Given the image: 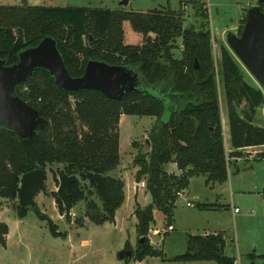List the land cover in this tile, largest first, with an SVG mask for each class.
I'll list each match as a JSON object with an SVG mask.
<instances>
[{
  "label": "trees",
  "instance_id": "trees-1",
  "mask_svg": "<svg viewBox=\"0 0 264 264\" xmlns=\"http://www.w3.org/2000/svg\"><path fill=\"white\" fill-rule=\"evenodd\" d=\"M259 5L264 12V0ZM195 7L196 17L205 21L197 28H184L181 9L136 12L0 5V58L6 65L16 63L21 50L50 36L56 40L71 77L81 76L89 60L125 66L137 75L135 91L111 99L99 90L60 89L47 70L36 69L16 94L45 123L27 139L0 126V196L16 198L22 174L60 165L53 175L58 185L53 198L59 213L69 218L70 210L84 201V215L90 222H113L125 199L123 179L110 174L120 162V116L155 117L147 139L149 152L139 151L134 157L139 167L135 179L145 181L151 202L145 206L136 203L139 239L133 257L136 261L148 256L162 258V251L147 238L154 222L153 209L160 210L169 224L175 200L192 176L203 174L207 182H224L227 155L264 144V126L253 123L256 109L264 103L263 90L246 81L225 45L214 58L207 9L201 2ZM123 20H129L143 35L142 44L123 42ZM223 103L234 149L228 154L221 123ZM170 162L177 165L181 175L165 170ZM28 207L47 221L54 237H65L35 205ZM28 207L18 203V216H25ZM7 232L6 224L0 223L3 246ZM225 247L223 233L190 235L185 252L172 260L237 264L236 258L225 254Z\"/></svg>",
  "mask_w": 264,
  "mask_h": 264
},
{
  "label": "rangeland",
  "instance_id": "rangeland-1",
  "mask_svg": "<svg viewBox=\"0 0 264 264\" xmlns=\"http://www.w3.org/2000/svg\"><path fill=\"white\" fill-rule=\"evenodd\" d=\"M0 0L2 6H44V7H92L106 8L113 11L148 12L166 11L168 8H182L183 27L197 28L205 20L196 17L195 4L201 2L207 9L208 26L211 33V49L214 58L219 56V48L225 45L227 32L239 35L244 26L243 19L247 10L258 4V0ZM196 1V2H191ZM184 2V3H183ZM184 6V8H183ZM123 42L127 45L143 43V35L136 31L129 20L122 21ZM90 39H92L90 35ZM86 43V38L85 41ZM232 52V51H231ZM240 66L244 78L259 88L260 85L232 52ZM73 103V98L70 99ZM221 123L226 137L227 124L225 104H222ZM226 120V121H225ZM156 121L155 117L133 116L122 114L119 120V157L120 162L110 174L124 181L125 199L116 211L113 222L94 224L85 217V202L79 201L69 213V218L60 214L53 198L58 185L54 179L60 165L47 166L46 190L36 194L35 206L41 214L46 215L56 225L64 238L54 237L47 221L42 220L31 208H27L25 216L19 217L18 197L10 199L0 196V223L11 226V235L7 245L0 244V264H137L133 255L137 251L136 232L137 219L134 211L136 203L145 206L151 202L145 188V181H136L135 174L139 167L134 157L139 151L149 152L147 139ZM136 143V145H133ZM246 164V165H245ZM227 171L232 175L245 170V161L229 160ZM168 173L181 175L174 162L165 164ZM236 172V173H235ZM227 182H207L203 174L189 179L184 193L175 200L170 226L166 216L157 208L153 209L154 222L148 231L149 243L162 251L160 257H146L142 264H216L212 260H196L181 262L172 260L176 255L185 252L190 235H202L221 230L226 237L225 254L236 258L237 264H264V227L258 222L263 211L261 198L247 195L237 196L236 182L230 187ZM18 195V194H17ZM231 199L241 212L234 214ZM190 201L192 206L186 203ZM201 203L205 205L200 207ZM255 209V213L246 211ZM159 230V231H158ZM168 230V232L164 231ZM5 235V239L7 238ZM141 239H144L143 237ZM30 252L26 258L25 250ZM131 250V258L120 259L118 252ZM252 255V256H251ZM23 260V261H22Z\"/></svg>",
  "mask_w": 264,
  "mask_h": 264
},
{
  "label": "water",
  "instance_id": "water-1",
  "mask_svg": "<svg viewBox=\"0 0 264 264\" xmlns=\"http://www.w3.org/2000/svg\"><path fill=\"white\" fill-rule=\"evenodd\" d=\"M226 42L264 92V12L259 4L247 10L239 35L227 32ZM38 68L47 70L60 89L99 90L111 99L123 98L135 91L137 85V75L131 69L99 60H89L81 76L71 77L56 40L45 36L35 46L21 50L18 61L12 65H6V60L0 58V126L15 132L21 139L32 137L45 123L33 107L15 94L17 86L32 77ZM45 179L46 170L42 168L22 174L17 195L21 206L35 205L36 194L46 190ZM131 256V250L118 252L120 259Z\"/></svg>",
  "mask_w": 264,
  "mask_h": 264
},
{
  "label": "crops",
  "instance_id": "crops-1",
  "mask_svg": "<svg viewBox=\"0 0 264 264\" xmlns=\"http://www.w3.org/2000/svg\"><path fill=\"white\" fill-rule=\"evenodd\" d=\"M183 8H184V6H183ZM181 10H182V8H181ZM253 86H255V85H253ZM226 123H227V121H226ZM253 123L257 126H264V103L256 109V113L254 115ZM225 128L227 130V137H226L227 145H225V149H226V153L228 154L229 152H231L234 149L231 148L230 141H229L228 124L225 125ZM223 133L225 136V132H223ZM224 144H225V141H224ZM238 151H240V154L232 155V156L227 155V164H228L229 160H234L236 162L245 161V162H248L249 165L243 167V169L248 167L245 170L239 171V169L237 168V173L235 172L236 173L235 175H232L231 173L229 175V172L227 171V179L229 178L228 184L230 187H233V184L235 182L239 185L236 188L235 193L237 194V196H239V197L241 196V198H245L247 195L248 196L249 195L258 196L259 198H261L259 200H261L263 207H264V194H263L264 193V157H261V153H264V144L244 147V148L239 149ZM227 179L223 183L227 182ZM184 191L182 192V194L184 193ZM201 204H204V203H201ZM231 207H232V209H233V207H236L234 205V202L232 201V199H231ZM236 208H238V207H236ZM248 210H250L249 211L250 213H255V209H253V208L247 209L246 211H248ZM239 212H241V209ZM234 214H236V213H234ZM258 222L260 225H263V227H264V208H263V211L260 212ZM168 226H170V223ZM166 232H168V230ZM218 232L223 233L221 230L220 231L219 230L213 231L214 234L218 233ZM206 234H208V233H204L202 235H206ZM10 235H11V226L9 225V233L7 234L6 245H7V242H8ZM225 241H226V237H225ZM25 252L27 254L26 255V258H27L30 250L27 249V250H25ZM145 259L142 261H138L136 263L142 264L145 261ZM161 259H163V257Z\"/></svg>",
  "mask_w": 264,
  "mask_h": 264
},
{
  "label": "built area",
  "instance_id": "built-area-1",
  "mask_svg": "<svg viewBox=\"0 0 264 264\" xmlns=\"http://www.w3.org/2000/svg\"><path fill=\"white\" fill-rule=\"evenodd\" d=\"M212 39V38H211ZM27 89V87L26 86H24L23 87V90H26ZM181 193H179V195H180ZM264 194V193H263ZM188 206H192V203L190 202V201H188L187 203H186ZM240 211V209L239 208H236V207H233V212L234 213H238ZM252 211V210H251ZM159 231V230H158ZM164 231H166V230H164Z\"/></svg>",
  "mask_w": 264,
  "mask_h": 264
},
{
  "label": "flooded vegetation",
  "instance_id": "flooded-vegetation-1",
  "mask_svg": "<svg viewBox=\"0 0 264 264\" xmlns=\"http://www.w3.org/2000/svg\"><path fill=\"white\" fill-rule=\"evenodd\" d=\"M258 4H259V2H258ZM242 29H243V28H242ZM238 33H241V32H238ZM20 85H21V84H20ZM20 85H18L17 88H18ZM17 88H16V89H17ZM15 94H16V92H15ZM16 95H18V94H16ZM18 96H19V95H18Z\"/></svg>",
  "mask_w": 264,
  "mask_h": 264
}]
</instances>
